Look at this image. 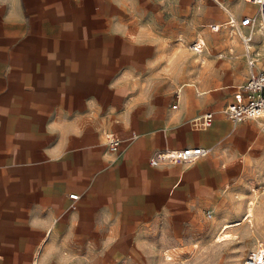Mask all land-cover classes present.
Masks as SVG:
<instances>
[{"label":"crops","instance_id":"1","mask_svg":"<svg viewBox=\"0 0 264 264\" xmlns=\"http://www.w3.org/2000/svg\"><path fill=\"white\" fill-rule=\"evenodd\" d=\"M192 1L0 0V264H109L140 253L147 226L160 219L249 218L242 204L229 207L243 191L244 142L264 134L222 115L249 74L239 38L228 29L231 43L218 45L241 53L240 85L219 70L212 82L195 78L191 55L165 66ZM219 1L236 17L249 12ZM214 3L209 17L222 9L221 24L228 15ZM167 26L175 36L164 37ZM261 38L252 42L256 71ZM210 112L208 129L192 126ZM105 133L123 141L116 153ZM196 147L209 153L192 164H148L153 153ZM255 187L254 198L264 194ZM255 213L264 239V198Z\"/></svg>","mask_w":264,"mask_h":264},{"label":"rangeland","instance_id":"2","mask_svg":"<svg viewBox=\"0 0 264 264\" xmlns=\"http://www.w3.org/2000/svg\"><path fill=\"white\" fill-rule=\"evenodd\" d=\"M232 5L231 7L237 10L233 8V11L238 14L244 13V10L250 12L253 7L249 3L247 7L243 0H232ZM214 7L216 4L212 0H193L189 11L181 12L178 45L173 53L166 47L165 54L169 57L166 58L165 66L169 65L171 69L172 65L186 63L191 55L195 60V78L199 76L203 82H208L214 78L210 74L219 70L220 73L227 72L228 85H240L245 81V74L239 73L244 69L241 53L231 51V46L218 45L219 41L223 40L231 43V39L228 36L229 28L224 27L223 23H218L223 21L222 19L216 18V13L220 10L226 16L222 9H217L210 19L209 15ZM164 24L170 25V22L165 21ZM163 32L165 38L171 37V33L175 36L176 33L171 26L163 28ZM197 41L205 43L200 54L192 50L193 44ZM257 50L259 52V47ZM219 55L222 57L219 58ZM259 58L260 63L264 65V55L259 53ZM211 60L216 61L215 66H210ZM246 122L255 123V132L264 134L262 125L264 119ZM248 146H252V154L245 152ZM259 153L264 159V135L261 134L257 135L256 144L253 138L244 142L243 154L238 158L243 164V183L241 182L243 191L235 195L237 196L235 205L229 207V212L234 213L242 204L246 208V213L250 207L251 215L247 217L248 219H243L241 226L227 231L230 238L220 240L221 227L226 223L240 221L239 217H233L232 221H223L217 220L211 211H202L181 215L176 219H160L147 226L140 253L109 264H243L245 258L255 251L258 243L264 242V239L256 237L255 226V208L264 198V194L254 198L250 193V188L255 186L261 187L264 192V161L259 158ZM250 202L253 203L251 206ZM207 213H210V218ZM224 216L225 214H220L221 218Z\"/></svg>","mask_w":264,"mask_h":264},{"label":"built area","instance_id":"3","mask_svg":"<svg viewBox=\"0 0 264 264\" xmlns=\"http://www.w3.org/2000/svg\"><path fill=\"white\" fill-rule=\"evenodd\" d=\"M213 1L227 12L228 18L222 25L239 38L249 69L247 80L237 89L233 101L222 109V115L233 126L246 120L261 119L264 117V67L259 71L255 69L258 56L252 51V42L255 33H259L264 39V0H244L253 7L250 12L240 17L234 16L219 0ZM214 28L217 29L216 26ZM244 29L247 30L246 33ZM203 46L204 44L198 41L193 44L192 50L199 53ZM213 119V113H205L192 119L191 124L197 130H205L212 125ZM104 141L110 153H116L123 142L109 133L104 134ZM208 153L209 149L200 147L156 152L151 155L148 164L153 168L163 165L192 164ZM258 189L255 187L251 192L256 194ZM69 198L77 200V195H69ZM207 216L210 218V213H207ZM243 264H264V242L258 243L255 251L247 256V261Z\"/></svg>","mask_w":264,"mask_h":264},{"label":"bare ground","instance_id":"4","mask_svg":"<svg viewBox=\"0 0 264 264\" xmlns=\"http://www.w3.org/2000/svg\"><path fill=\"white\" fill-rule=\"evenodd\" d=\"M244 1V0H243ZM245 2V1H244ZM245 3H247V2H245ZM251 206V205H250ZM247 214H248V216L247 217H249L250 215H251V209H250V207L248 208V211H247ZM242 222L243 221H237V222H234V223H230V224H225L222 228H221V234H220V240L221 241H223V240H226V239H228V238H230V235H229V233L227 232L228 230H230V229H233V228H235V227H238V226H241L242 225ZM247 261V258H245V260H244V262H246Z\"/></svg>","mask_w":264,"mask_h":264}]
</instances>
